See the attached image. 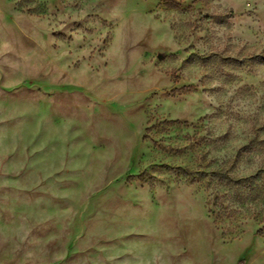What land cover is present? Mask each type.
Wrapping results in <instances>:
<instances>
[{
  "label": "rangeland",
  "instance_id": "1",
  "mask_svg": "<svg viewBox=\"0 0 264 264\" xmlns=\"http://www.w3.org/2000/svg\"><path fill=\"white\" fill-rule=\"evenodd\" d=\"M0 264H264V0H0Z\"/></svg>",
  "mask_w": 264,
  "mask_h": 264
},
{
  "label": "trees",
  "instance_id": "2",
  "mask_svg": "<svg viewBox=\"0 0 264 264\" xmlns=\"http://www.w3.org/2000/svg\"><path fill=\"white\" fill-rule=\"evenodd\" d=\"M186 171H188V170H186ZM189 173H195V171H192V172H189Z\"/></svg>",
  "mask_w": 264,
  "mask_h": 264
}]
</instances>
